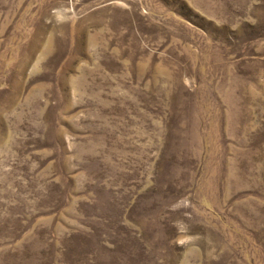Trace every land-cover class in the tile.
<instances>
[{"label": "rangeland", "instance_id": "obj_1", "mask_svg": "<svg viewBox=\"0 0 264 264\" xmlns=\"http://www.w3.org/2000/svg\"><path fill=\"white\" fill-rule=\"evenodd\" d=\"M0 264H264V0H0Z\"/></svg>", "mask_w": 264, "mask_h": 264}, {"label": "bare ground", "instance_id": "obj_2", "mask_svg": "<svg viewBox=\"0 0 264 264\" xmlns=\"http://www.w3.org/2000/svg\"><path fill=\"white\" fill-rule=\"evenodd\" d=\"M53 39V38H52Z\"/></svg>", "mask_w": 264, "mask_h": 264}]
</instances>
